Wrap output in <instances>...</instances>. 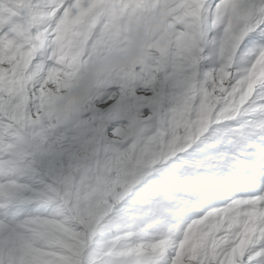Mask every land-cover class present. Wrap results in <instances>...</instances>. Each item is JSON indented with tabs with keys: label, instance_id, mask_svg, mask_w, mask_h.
<instances>
[{
	"label": "snow or ice",
	"instance_id": "snow-or-ice-1",
	"mask_svg": "<svg viewBox=\"0 0 264 264\" xmlns=\"http://www.w3.org/2000/svg\"><path fill=\"white\" fill-rule=\"evenodd\" d=\"M0 264H264V0H0Z\"/></svg>",
	"mask_w": 264,
	"mask_h": 264
}]
</instances>
